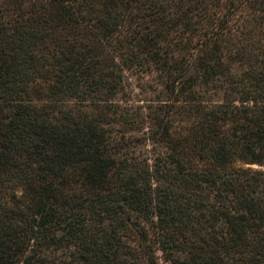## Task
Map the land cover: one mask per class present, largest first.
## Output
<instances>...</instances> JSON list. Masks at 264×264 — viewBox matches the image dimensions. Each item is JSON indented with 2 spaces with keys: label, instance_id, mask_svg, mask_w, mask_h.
Instances as JSON below:
<instances>
[{
  "label": "trees",
  "instance_id": "obj_1",
  "mask_svg": "<svg viewBox=\"0 0 264 264\" xmlns=\"http://www.w3.org/2000/svg\"><path fill=\"white\" fill-rule=\"evenodd\" d=\"M163 263L264 264V0H0V264Z\"/></svg>",
  "mask_w": 264,
  "mask_h": 264
},
{
  "label": "rangeland",
  "instance_id": "obj_2",
  "mask_svg": "<svg viewBox=\"0 0 264 264\" xmlns=\"http://www.w3.org/2000/svg\"><path fill=\"white\" fill-rule=\"evenodd\" d=\"M254 166H255V167H258L259 165H258V164H254ZM163 264H165V263H163Z\"/></svg>",
  "mask_w": 264,
  "mask_h": 264
}]
</instances>
